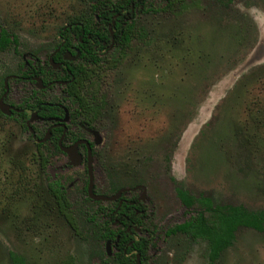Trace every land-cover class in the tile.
<instances>
[{
	"label": "rangeland",
	"instance_id": "obj_1",
	"mask_svg": "<svg viewBox=\"0 0 264 264\" xmlns=\"http://www.w3.org/2000/svg\"><path fill=\"white\" fill-rule=\"evenodd\" d=\"M83 11L81 0H0V27L17 35L20 53L31 52ZM137 24L154 41L135 42L138 51L108 69L100 85L111 116L98 121L105 138L94 164L97 187L146 186L145 224L155 227L157 242L147 264H208L205 241L163 232L193 214L177 184L216 203L264 211V0H199L178 15L143 13ZM20 53L13 46L0 52V90ZM32 89L12 84L10 97L20 101ZM250 109L260 111L261 123ZM66 160L41 170L33 140L0 115V264H12L10 253L27 264H98L93 256L103 244L75 233L47 195V183L59 179L68 202H80L86 174L82 166L63 167ZM213 264H264V231L238 228Z\"/></svg>",
	"mask_w": 264,
	"mask_h": 264
},
{
	"label": "trees",
	"instance_id": "obj_2",
	"mask_svg": "<svg viewBox=\"0 0 264 264\" xmlns=\"http://www.w3.org/2000/svg\"><path fill=\"white\" fill-rule=\"evenodd\" d=\"M81 1L85 5V11L68 16L67 24L64 27H59L57 31L59 34L69 33L81 36L83 42L79 46L80 61L78 67L74 68L69 65L70 73L61 74L53 69L46 70L30 62L28 65L23 62L16 71V74L25 75L32 82L34 77L40 78L43 83L52 79L67 80L66 84L60 86L61 89L56 92L46 91L42 93V90H38L31 91L27 96L25 100L27 109L34 110L43 117L57 115L55 104L57 98L71 96L76 97L85 110L84 116L95 118L101 113L104 103V95L100 94V85L105 80L106 71L118 67L130 58L136 46L134 45L135 42L147 41L146 44H150L154 41L145 33L144 28L138 26L137 16L150 11L161 13L168 11L178 15L199 3V0ZM157 2L161 5H158L156 9L154 4ZM17 41L18 39L13 32L5 27H0V52L9 48L13 43H17ZM67 41L66 38L65 43ZM65 48L66 45L63 44L58 53ZM53 59L56 58L53 57ZM43 96L49 98L50 104L42 103ZM259 112L258 109L249 110V116L256 124L260 122ZM24 115L28 114L24 112ZM238 136L246 139L240 129ZM39 168L43 169L42 162L39 163ZM174 189L177 197L185 206V211H192L193 214L182 222L168 227L164 234L169 236L181 233L191 241H205L208 249V264H213L219 253L231 244L238 228L245 227L259 232L264 231V211L262 210H249L242 204L216 203L208 196H194L178 184L175 185ZM46 190L55 195L58 201L57 212L81 237L89 238L95 245L107 239L114 241L116 235H119V243L130 238L126 231L112 228L111 217L108 213H101L103 207L100 205L98 208L90 210H83L78 207L75 211V209H70V203L66 201L58 187L49 183ZM94 203L99 204V202ZM125 209L127 206L121 205L120 210L124 211ZM79 220L83 229L78 227ZM153 237V233L138 237L133 244L126 247L127 255L115 259V261L120 262V264H135L134 251H136L140 254L141 264H144L146 259L150 257L149 245L155 246V242L152 241ZM96 254L100 259L103 258V252L101 254V251H98ZM10 259L12 264H27L22 256L15 253H10ZM62 264L75 263L69 259Z\"/></svg>",
	"mask_w": 264,
	"mask_h": 264
},
{
	"label": "flooded vegetation",
	"instance_id": "obj_3",
	"mask_svg": "<svg viewBox=\"0 0 264 264\" xmlns=\"http://www.w3.org/2000/svg\"><path fill=\"white\" fill-rule=\"evenodd\" d=\"M66 24L67 23H65L64 25ZM64 25H62V27H64ZM57 31L54 37L51 38L48 43L38 46L31 52L20 53L17 50L18 41L17 43H13L14 45L12 44L11 46H13L14 53L21 54V63L24 62L26 65H28L30 62L31 64L45 68L46 70L53 69L60 72L61 74L70 73V69L68 68L69 65L73 66L74 68H77L79 65V46L83 41L80 35L76 36L75 34L69 33L59 34L57 33ZM149 36H152V34H149ZM66 38L68 39V41L65 43ZM63 44L66 45V48L63 49L60 53H58L60 47L63 46ZM138 49L139 48L134 49L133 53L137 52ZM76 52H78L77 55ZM41 53H44L45 57L40 60L39 57L42 56ZM26 57H29V59H27ZM53 57H55L56 59L54 60ZM50 59L53 61L52 63L50 62ZM16 71L13 74H8L3 77L2 88L0 90V98L2 97L3 102L9 106L11 112L9 115H7L0 111V115L12 119L16 124H18L19 128L25 130L27 135L33 140L37 158L36 161L38 162V165L41 162L43 163L42 170H44L47 166L53 164V161H56L59 156H64L67 159L66 164L63 165V167L82 166L86 174L85 181L81 187L83 190V195L82 198L79 200L80 202H69L70 209H75L76 211V208L81 207L83 210H90V208H88L89 205L94 206L93 208H98V205H100L104 208H102L101 213H108V215L111 217L112 221L110 224L112 228L116 230L121 229L122 231H126L128 233L131 239L129 238L125 242H118L119 235L115 236L114 241L107 239L102 242L101 245L103 244V250L101 251V254L102 252L104 253L102 259H100L97 254L93 256L94 258L98 259V264H120V262L115 261V259H120L122 256L127 255L126 247L133 244L135 239H138V237L145 234H154L156 231H154V226L149 229L148 226L145 224L150 219V214L149 212H147V209L145 207V205L147 204L150 205V199L148 197L147 188L145 185L137 183L135 184V186L132 187H112V190L108 193L99 190L97 187L100 185V175L99 172H97L98 168H96L94 164H97L99 150L101 149V145L105 138V131H101L99 129L100 127L98 126V121L109 119V117L111 116V107L109 104L108 97L105 96L103 92H101L104 94V103L103 107L101 108V113L98 114L95 118H92V116H84L85 110L79 104L77 98L71 96L66 98H57L58 100L55 103L57 108V115H54L52 117H43L41 115H38L36 111L27 109L25 100L28 95L17 102L12 100V98L10 97V86L12 84L28 83L34 85V89H32L31 91L42 90V93H45L46 91L49 92L55 90V87H57V91L60 90V86L65 85L67 80L52 79L46 81L45 83H43L41 80V85H38L35 79L37 77H34V81L32 82L31 80H28L25 75L16 74ZM50 86L53 87L51 88ZM41 101L42 103L50 104L49 98H44V96L42 97ZM24 112H26L28 115L25 116ZM31 113L35 114L34 118L32 121H28ZM65 115L67 120L63 119ZM47 131H49L47 139H45L44 141H40V139L44 137ZM79 140H81V142L77 144L76 150L77 153L80 155V161L78 163L72 164L67 153L64 151V147H68ZM88 151H90L92 157V192L95 194L109 197L115 195L118 190L123 189L120 194L117 195L115 198L106 200H95L92 199L88 194ZM101 169L102 173H104L102 167ZM96 172L98 173V175ZM49 183H52L53 185L58 187L63 197L68 202V199L65 196L66 185L63 183V181L59 179L51 180L47 183L46 189ZM47 195L53 200L57 210L58 201L55 195L49 192H47ZM88 202L89 204L87 206ZM94 202H99V204ZM104 203H109V205H105ZM121 205L127 206V209H125L124 211L120 210ZM163 235L164 237H168L165 236L164 232ZM155 239L156 238L154 235L152 241L155 242V246L152 244L149 245L148 253L150 257L146 259L144 264H147V262L152 260L155 256L154 254L157 243ZM107 241H109L108 250L106 249ZM134 259L135 264H141L140 254L136 251H134Z\"/></svg>",
	"mask_w": 264,
	"mask_h": 264
},
{
	"label": "water",
	"instance_id": "obj_4",
	"mask_svg": "<svg viewBox=\"0 0 264 264\" xmlns=\"http://www.w3.org/2000/svg\"><path fill=\"white\" fill-rule=\"evenodd\" d=\"M77 54H78V52H76V55ZM50 62L52 63L53 61L50 59ZM35 79H36L37 84L41 85V79H39V78H35ZM0 111L4 114H7V115H9L11 112V110L9 109V106L3 102L2 97L0 98ZM34 113H31L28 121L33 120L34 115H35ZM63 119L64 120L66 119V115L64 116ZM48 135H49V131H47L45 133L44 137L42 139H40V141H44L45 139H47ZM97 141H98V139H97ZM79 142H81V140L75 142L74 144H72L68 147H64V151L67 153L68 157L70 158V162L72 164L78 163L80 161V155L77 153V150H76V146ZM91 162H92V157H91L90 151H88V153H87V169H88L87 192L90 195V197L92 199H95V200H106V199L115 198L117 195H119L123 189L118 190L115 195L109 196V197L99 195V194H95L92 192V179H93V177H92V172H91V167H92ZM108 245H109V241L106 242V249L107 250H108Z\"/></svg>",
	"mask_w": 264,
	"mask_h": 264
}]
</instances>
